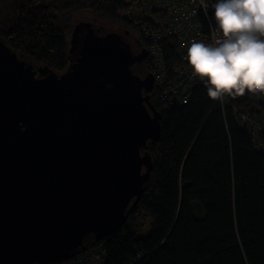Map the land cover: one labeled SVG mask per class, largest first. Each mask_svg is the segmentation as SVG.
I'll return each mask as SVG.
<instances>
[{"label": "water", "instance_id": "water-1", "mask_svg": "<svg viewBox=\"0 0 264 264\" xmlns=\"http://www.w3.org/2000/svg\"><path fill=\"white\" fill-rule=\"evenodd\" d=\"M71 36L60 75L0 39V264H61L111 238L152 176L153 76L113 30Z\"/></svg>", "mask_w": 264, "mask_h": 264}, {"label": "trees", "instance_id": "trees-1", "mask_svg": "<svg viewBox=\"0 0 264 264\" xmlns=\"http://www.w3.org/2000/svg\"><path fill=\"white\" fill-rule=\"evenodd\" d=\"M13 2L18 11L2 20L0 39L35 69L59 75L70 63L74 17L87 12L117 22L123 6L122 0ZM193 96L169 111L152 98L162 114L160 140L147 149L152 176L127 223L102 240L101 264H264V136L257 150L239 126L241 115L264 117V98L246 90L213 101L205 85ZM98 244L89 241L87 251Z\"/></svg>", "mask_w": 264, "mask_h": 264}, {"label": "built area", "instance_id": "built-area-1", "mask_svg": "<svg viewBox=\"0 0 264 264\" xmlns=\"http://www.w3.org/2000/svg\"><path fill=\"white\" fill-rule=\"evenodd\" d=\"M118 20L129 23L147 43V54L153 76L150 97L161 108L184 107L193 100L196 87L205 85L193 75L186 59L190 43L211 42L216 31L214 6L216 0H122ZM206 5V7H205ZM248 92V91H247ZM249 93V92H248ZM261 96L264 93H250ZM239 126L251 137L253 146L260 150L264 136V117L255 120L241 115ZM61 264H101L106 258L104 242Z\"/></svg>", "mask_w": 264, "mask_h": 264}, {"label": "clouds", "instance_id": "clouds-1", "mask_svg": "<svg viewBox=\"0 0 264 264\" xmlns=\"http://www.w3.org/2000/svg\"><path fill=\"white\" fill-rule=\"evenodd\" d=\"M214 17L211 42L193 40L187 49L193 75L213 101L264 93V0H216Z\"/></svg>", "mask_w": 264, "mask_h": 264}, {"label": "flooded vegetation", "instance_id": "flooded-vegetation-1", "mask_svg": "<svg viewBox=\"0 0 264 264\" xmlns=\"http://www.w3.org/2000/svg\"><path fill=\"white\" fill-rule=\"evenodd\" d=\"M116 23L117 24L112 30L119 34L122 37V40L130 46L133 55L140 58L136 64L133 65L134 73L140 76L143 80L146 79L147 75L150 74L151 69L149 56L147 54V43L143 41L141 34L133 29L129 23L118 20ZM102 28L108 30L104 26H102Z\"/></svg>", "mask_w": 264, "mask_h": 264}, {"label": "rangeland", "instance_id": "rangeland-1", "mask_svg": "<svg viewBox=\"0 0 264 264\" xmlns=\"http://www.w3.org/2000/svg\"><path fill=\"white\" fill-rule=\"evenodd\" d=\"M18 11L17 5H15V3L13 2V0H0V24L2 22V20H6L7 18H11L10 16L13 15L15 12ZM11 21V20H10ZM79 21H84L86 23H96V25L98 24L99 26H104L106 29H108L109 31L112 30V28L115 27V25L117 24L116 21H102L99 22V20H97L96 17H94L92 14H89L87 12H79V14H77L74 19L72 20L71 25L75 26V24L79 23ZM121 21V20H118ZM123 22V21H122ZM76 27V26H75ZM75 27L68 33V39L69 42L71 41L72 38V32L75 29ZM149 229H147V226L145 227V231H143L142 236L146 235L148 233Z\"/></svg>", "mask_w": 264, "mask_h": 264}]
</instances>
